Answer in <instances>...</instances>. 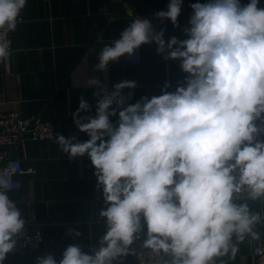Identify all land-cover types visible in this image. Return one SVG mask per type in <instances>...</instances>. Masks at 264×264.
Wrapping results in <instances>:
<instances>
[{
	"label": "clouds",
	"instance_id": "9594fccd",
	"mask_svg": "<svg viewBox=\"0 0 264 264\" xmlns=\"http://www.w3.org/2000/svg\"><path fill=\"white\" fill-rule=\"evenodd\" d=\"M28 0H0V32L17 30ZM261 0H205L192 10L184 39L166 38V27L153 19H133L119 38L105 44L95 69L135 55L155 44L165 61L177 60L186 75L171 90L141 96L137 84L122 80L111 89L99 78L92 105L79 97L71 113L79 132L57 136L70 159L87 155L102 189L107 231L92 255L69 245L59 262L52 255L37 264H113L132 254L130 247L146 227L143 247L170 256L163 264H214L215 258L238 248L253 231L259 213L236 200L264 198V7ZM183 0H168L156 21L181 28ZM11 55L10 42L0 39V62ZM128 90L125 92V90ZM115 118V119H113ZM259 121V123H257ZM8 184L0 179V189ZM143 222V223H142ZM26 221L6 192L0 190V264L16 246ZM71 231V230H70ZM76 235H79L77 232Z\"/></svg>",
	"mask_w": 264,
	"mask_h": 264
},
{
	"label": "crops",
	"instance_id": "0c3cea01",
	"mask_svg": "<svg viewBox=\"0 0 264 264\" xmlns=\"http://www.w3.org/2000/svg\"><path fill=\"white\" fill-rule=\"evenodd\" d=\"M196 2L205 0H183L178 17L181 28H175L170 21L159 22L154 16L159 10H167L168 0H28L17 30L12 32L11 55L6 62H0V114L42 116L57 123L58 135H75L84 141L88 137L79 132L71 113L83 95L92 105L91 114H95L92 93L96 89L85 86L86 79L99 78L109 89L122 80L135 81L133 103L141 96L160 95L165 82H171L170 91L174 90L186 74L179 61H165L156 52L155 44L140 47L138 63L130 62L126 55L110 63L106 72L95 69V65L104 45L119 38L135 18H151L158 28L166 27V38L184 39L181 29L188 24L192 11L189 4ZM259 6L264 7V0ZM258 138L264 140V135ZM12 155L21 160L24 169L20 176L22 187L4 192L25 221L30 209L35 208L37 220L52 242L29 254H7L3 264H37L38 257L49 254L59 262L69 245H78L91 255V247L99 248L107 231L106 219L99 214L107 205L87 155L70 159L56 138L24 141ZM237 201L247 203L250 212L259 213L261 220L253 228L259 239L246 236L237 242L234 237L238 248L235 256L229 253L217 257L214 264H255L252 249L264 240V198L252 200L245 191ZM145 239L146 227L129 246L132 254L113 264H135L134 257ZM163 256L164 261H170V256Z\"/></svg>",
	"mask_w": 264,
	"mask_h": 264
},
{
	"label": "built area",
	"instance_id": "2783aa9c",
	"mask_svg": "<svg viewBox=\"0 0 264 264\" xmlns=\"http://www.w3.org/2000/svg\"><path fill=\"white\" fill-rule=\"evenodd\" d=\"M155 1L161 3L166 0ZM12 34L0 32V39L10 42V51L13 50ZM129 61L132 63L140 61V48L136 50L134 56L129 57ZM58 132L57 123L42 116L24 117L18 112L0 114V179L8 184L6 189L0 190L10 191L22 187L20 176L24 173V169L21 160L12 155L13 150L24 141L53 140L57 138ZM43 227V224L37 220L35 208L32 207L24 229L15 237L17 240L15 248L8 254L25 255L38 250L43 245L51 244L52 241L45 236ZM94 250H98L96 245L91 247L92 254ZM252 256L255 264H264V240L254 245ZM163 262V253L156 255L143 246L134 257L135 264H163Z\"/></svg>",
	"mask_w": 264,
	"mask_h": 264
}]
</instances>
